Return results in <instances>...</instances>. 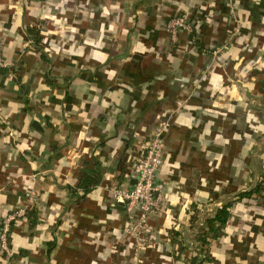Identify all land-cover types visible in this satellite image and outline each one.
Masks as SVG:
<instances>
[{
	"label": "crops",
	"instance_id": "crops-1",
	"mask_svg": "<svg viewBox=\"0 0 264 264\" xmlns=\"http://www.w3.org/2000/svg\"><path fill=\"white\" fill-rule=\"evenodd\" d=\"M176 17L192 32L173 42ZM0 40V224L32 201L11 264H187L191 207L202 226L229 202L204 264H264V0H0ZM162 124L161 210L137 252L113 191Z\"/></svg>",
	"mask_w": 264,
	"mask_h": 264
},
{
	"label": "built area",
	"instance_id": "built-area-1",
	"mask_svg": "<svg viewBox=\"0 0 264 264\" xmlns=\"http://www.w3.org/2000/svg\"><path fill=\"white\" fill-rule=\"evenodd\" d=\"M232 4V0H228ZM181 30L192 32L184 17H176L169 21L167 32L172 41L176 42ZM7 62L3 55V42L0 40V69L5 68ZM167 124L158 127L153 136L146 143L144 152L132 166L135 176V184L131 190L123 191L115 189L113 197L118 204H123L126 208L128 223L125 230V236L132 243L135 251H140L148 244L150 235L149 218L157 214L161 209L158 188L155 185L158 172L163 165V134ZM32 201L7 215L0 224V249L4 253L1 264H11L13 261V251L11 249V230L12 226L18 220L24 218L28 212V207Z\"/></svg>",
	"mask_w": 264,
	"mask_h": 264
},
{
	"label": "trees",
	"instance_id": "trees-1",
	"mask_svg": "<svg viewBox=\"0 0 264 264\" xmlns=\"http://www.w3.org/2000/svg\"><path fill=\"white\" fill-rule=\"evenodd\" d=\"M27 31L32 37L34 43L38 44L41 40L39 30L36 28H28ZM96 185V182H92L87 179L80 183L78 189L83 190L84 193L87 194ZM256 191H258V188L251 192L239 194L235 197V201L243 198H249ZM232 206L233 202L224 204L221 208L215 211L213 216L207 218L202 226H200L201 216L199 214L200 212L198 206L193 205L191 207L193 214L191 217L190 231L193 232L195 237L194 241L197 243V246L193 250L195 251L193 256L187 260V264H204L209 260L206 253L207 247L212 240H216L221 235L223 228L227 225ZM170 238L172 244L176 247V258H180L182 255L187 254V252L190 251V247L187 245L181 232L173 230L170 233Z\"/></svg>",
	"mask_w": 264,
	"mask_h": 264
}]
</instances>
